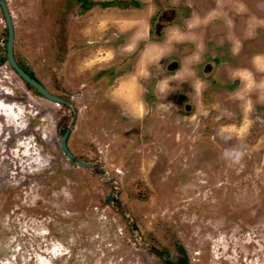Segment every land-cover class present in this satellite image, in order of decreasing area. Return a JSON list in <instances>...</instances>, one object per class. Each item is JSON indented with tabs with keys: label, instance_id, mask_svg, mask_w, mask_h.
I'll use <instances>...</instances> for the list:
<instances>
[{
	"label": "rangeland",
	"instance_id": "1",
	"mask_svg": "<svg viewBox=\"0 0 264 264\" xmlns=\"http://www.w3.org/2000/svg\"><path fill=\"white\" fill-rule=\"evenodd\" d=\"M5 1L0 264H264V0Z\"/></svg>",
	"mask_w": 264,
	"mask_h": 264
},
{
	"label": "water",
	"instance_id": "2",
	"mask_svg": "<svg viewBox=\"0 0 264 264\" xmlns=\"http://www.w3.org/2000/svg\"><path fill=\"white\" fill-rule=\"evenodd\" d=\"M0 6L7 24V28H8V44H7V59L8 62L11 66V68L23 79V81L32 86L41 96H43L44 98L48 99L49 101H52L56 104H60V105H65L67 107H71V103L69 101H67L64 98L58 97L54 94H52L42 83H40L39 81H37L36 79L32 78L28 73H26L18 64L16 57H15V53H14V43H15V32H14V25H13V21H12V16L11 13L9 11L8 8V4L5 0H0ZM161 28L162 25L161 23L158 24V27H156V31H158V33L161 32ZM71 133V128L69 127L61 140V150L63 151V153L65 154L66 158L71 162V164L73 166H86L87 163L79 160L76 158V156L70 151V149L68 148V138L70 136ZM109 202L112 201V197L109 198L108 200ZM156 255L158 257H160L166 264H171L168 260H166V258H164V256L159 253L156 252Z\"/></svg>",
	"mask_w": 264,
	"mask_h": 264
},
{
	"label": "trees",
	"instance_id": "3",
	"mask_svg": "<svg viewBox=\"0 0 264 264\" xmlns=\"http://www.w3.org/2000/svg\"><path fill=\"white\" fill-rule=\"evenodd\" d=\"M111 5H113V3L112 2H107V3H105L104 4V6H111ZM91 6V3L89 2V3H86L85 2V9H88L89 7ZM19 65H20V67L26 72V73H28L32 78H34V79H36L37 81H39L38 79H37V77L27 68V67H25V66H23L22 64H20V63H18ZM40 82V81H39ZM41 83V82H40ZM27 86L29 87V88H31V89H34L32 86H30V85H28L27 84ZM35 90V89H34ZM36 91V90H35ZM39 94V93H38ZM161 253V252H160ZM162 255H166L165 253H161ZM166 257V260H168L171 264H187V262H186V260H182V258L180 257V258H177L176 260H177V262H173V261H171L170 260V258H168L167 256H165ZM180 260V261H179Z\"/></svg>",
	"mask_w": 264,
	"mask_h": 264
}]
</instances>
